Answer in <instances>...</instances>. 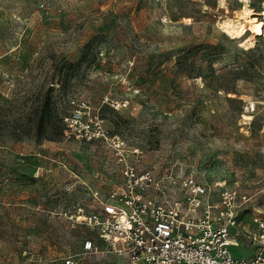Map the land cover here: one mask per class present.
<instances>
[{"label":"rangeland","instance_id":"1","mask_svg":"<svg viewBox=\"0 0 264 264\" xmlns=\"http://www.w3.org/2000/svg\"><path fill=\"white\" fill-rule=\"evenodd\" d=\"M244 6L252 46L221 27ZM75 110L90 139L65 129ZM103 134L264 217V0H0V264H127L70 218L121 182Z\"/></svg>","mask_w":264,"mask_h":264},{"label":"built area","instance_id":"2","mask_svg":"<svg viewBox=\"0 0 264 264\" xmlns=\"http://www.w3.org/2000/svg\"><path fill=\"white\" fill-rule=\"evenodd\" d=\"M79 112L63 117L65 129L90 139ZM77 124V125H76ZM103 137L120 163L121 182L99 200L95 210L70 215L95 232L108 251L127 264H264V217L246 215L250 198L236 187L209 186L192 175H159L139 168L124 155L125 141ZM83 254L101 251L91 238ZM252 251L249 257L234 252ZM64 264H74L69 256Z\"/></svg>","mask_w":264,"mask_h":264},{"label":"bare ground","instance_id":"3","mask_svg":"<svg viewBox=\"0 0 264 264\" xmlns=\"http://www.w3.org/2000/svg\"><path fill=\"white\" fill-rule=\"evenodd\" d=\"M253 11L244 6L238 13L235 19H224L221 22V27L230 37L236 39L241 38L244 45L252 46L256 37L262 35L260 27L257 26L258 20L252 17ZM248 32L250 36L244 35Z\"/></svg>","mask_w":264,"mask_h":264}]
</instances>
